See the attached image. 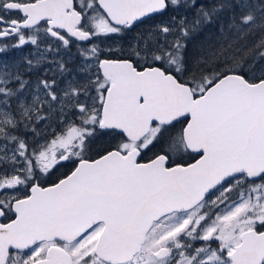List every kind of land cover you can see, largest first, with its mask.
Returning a JSON list of instances; mask_svg holds the SVG:
<instances>
[{"label":"snow or ice","instance_id":"obj_1","mask_svg":"<svg viewBox=\"0 0 264 264\" xmlns=\"http://www.w3.org/2000/svg\"><path fill=\"white\" fill-rule=\"evenodd\" d=\"M0 264H264V0H0Z\"/></svg>","mask_w":264,"mask_h":264}]
</instances>
